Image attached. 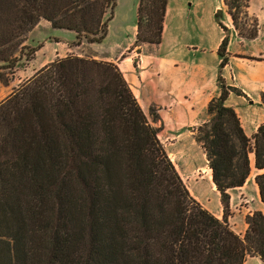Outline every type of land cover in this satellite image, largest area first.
Here are the masks:
<instances>
[{"label": "trees", "instance_id": "obj_1", "mask_svg": "<svg viewBox=\"0 0 264 264\" xmlns=\"http://www.w3.org/2000/svg\"><path fill=\"white\" fill-rule=\"evenodd\" d=\"M242 39L250 0H224ZM117 0H0V68L16 69L36 50L27 35L45 20L76 33L71 44L102 43ZM167 0H140L134 45H160ZM244 9V12L242 11ZM254 21H257L254 19ZM197 129L224 205L219 220L191 195L124 74L113 62L68 55L40 69L0 104V264H244L264 261V213L240 237L228 223L229 192L264 170V124L249 138L222 75ZM246 30V32H245ZM244 31V32H243ZM0 79L9 82L0 73ZM264 203V173L255 178Z\"/></svg>", "mask_w": 264, "mask_h": 264}, {"label": "crops", "instance_id": "obj_2", "mask_svg": "<svg viewBox=\"0 0 264 264\" xmlns=\"http://www.w3.org/2000/svg\"><path fill=\"white\" fill-rule=\"evenodd\" d=\"M168 1L161 44L135 47L137 56L126 58L123 61L125 70H120L150 124L159 130L160 142L165 145L169 141L166 151L168 155L170 152L175 153L176 162L173 164L180 177L182 178V172L187 173L193 169H200L206 174L196 182L197 197L192 196L198 202L199 198L211 199L210 208L200 204L215 216L213 210L218 208L221 195L213 183L206 154L202 156L196 149V146H202L194 136L196 129L207 122L208 105L219 94L217 78L221 58L218 50L224 32L215 19L216 13L228 16L225 26L230 38L229 63L223 69L222 75L229 85L241 89L245 95L243 97L231 94L227 104L236 111L249 138L264 124V49H251L250 46L246 47L245 39H239L238 34L233 31L231 17L224 9V0L208 1L209 6L204 12L199 0L177 3ZM250 8L260 23L259 34L252 41H260L264 34V0H250ZM189 34L196 36V43L186 42ZM134 42L135 38L123 46L114 60L123 57L134 47ZM69 47H72L71 44L67 46ZM64 53L66 56V50ZM57 57L62 58L57 54L54 59L44 60L41 67L52 63ZM250 161L251 170H256V173L252 180L249 177L243 188L250 193L248 186H252L251 194L261 203V211L264 213V203L261 202L255 182L256 176L264 173V170L257 171L255 168L254 153L250 154ZM244 264H264V261L250 256Z\"/></svg>", "mask_w": 264, "mask_h": 264}, {"label": "rangeland", "instance_id": "obj_3", "mask_svg": "<svg viewBox=\"0 0 264 264\" xmlns=\"http://www.w3.org/2000/svg\"><path fill=\"white\" fill-rule=\"evenodd\" d=\"M139 1L140 0H117L114 18L110 23L108 35L106 39L100 44H94V45L83 44L81 46H74L67 48L69 44H73L76 41V33L68 30L55 29L51 26V24H49L45 20H41L42 23L38 24L27 35V40L24 42V45L28 44L29 45L28 47L36 50L34 57L30 61H27L26 58L25 61L23 62L25 64L17 66L16 69L0 68V73H2V75L9 81L6 83L5 81L0 79V104L4 102L8 97H10L12 93H14L16 90L20 89L22 86H25L28 83V81L31 80L36 75V73L43 68L41 67V64L44 60L54 59L57 56V54L61 55L62 58L68 55H73L83 58L96 59L100 61L101 60L108 61L109 58L113 57L112 60L109 62H113L119 68L125 70V66H124L125 63H123V61L126 58H132L137 56L136 51L134 50L136 46L133 45L134 47L128 50L124 54V56L121 57L120 59L117 60L114 59L117 58L116 56L122 50L121 48H123V46H125L128 42L132 41L136 37L135 27L137 23V10H138ZM178 1H184V0H173V3L174 2L177 3ZM208 1L211 2L212 0H199V2H201L200 7L203 8V9L201 8L202 12H204L206 8H208L209 6ZM167 2L169 1L167 0ZM224 9L228 13L227 6H224ZM194 10L195 9L193 6L192 11ZM242 11L244 12V9ZM247 13H248L247 16L245 13L240 14L239 21L244 26L246 23V29L251 28L255 24L256 25L255 27L258 28V34H259L260 23L256 14L253 12V9L251 11L250 5ZM215 19L217 20V22L218 20H220L225 25L227 23L228 16L226 14L218 15V13H216ZM254 19L257 21H254ZM231 24H232V28L234 29L233 31H235L238 34L237 30L233 26L232 18H231ZM262 28H263L262 30H264V24ZM195 37L196 36L194 37L190 36V34L187 35L186 42L196 43ZM238 37L239 39L241 38L239 34ZM247 40H250V42H248ZM252 40L253 39H245L244 42H246L247 45L246 47L250 46L252 47L251 49L253 48L264 49V34L262 35V40L260 41L254 40L255 42ZM143 45H148V44H142L138 46V48L142 47ZM65 50L67 52L66 56L64 53ZM56 59H60V57H57ZM130 62H132V59L130 60ZM18 68H20V70H17ZM152 115L154 118H156V115L154 113H152ZM206 116L208 119L207 112H206ZM197 129L194 136L195 138L197 135ZM168 142L169 141H167L165 144L167 146H165L162 143L166 150L169 148ZM196 149L203 156V154L205 153L203 146L202 148L196 146ZM174 154L171 152L169 153V156L172 159L173 163L176 162ZM255 173L256 170L252 169L251 174L249 176L250 180L254 178ZM205 175L206 174L202 172V170L200 169L199 170L193 169L187 173L182 172V180L187 186L188 190H190L191 195L197 197V195L195 194L196 182ZM248 187L250 189V193L246 188L245 189L240 188L229 192L231 201L228 210V214H229L228 223L231 226V228L242 238L245 237V234L248 229L247 217L255 212L258 211L262 212L261 211L262 208L260 206L261 203L257 201V199L254 197L253 194H251V192H253L252 186H248ZM198 200L199 203H201L204 207L210 208V205L212 203L211 199L205 200V198L204 199L199 198ZM224 211L227 212L224 209V205L221 202H219L218 208L213 210L215 216L219 220L223 219Z\"/></svg>", "mask_w": 264, "mask_h": 264}, {"label": "built area", "instance_id": "obj_4", "mask_svg": "<svg viewBox=\"0 0 264 264\" xmlns=\"http://www.w3.org/2000/svg\"><path fill=\"white\" fill-rule=\"evenodd\" d=\"M253 214H254V213H253ZM253 214H252V215H253ZM249 216H251V215H249ZM222 220H223V219H222ZM230 227H231V226H230Z\"/></svg>", "mask_w": 264, "mask_h": 264}, {"label": "water", "instance_id": "obj_5", "mask_svg": "<svg viewBox=\"0 0 264 264\" xmlns=\"http://www.w3.org/2000/svg\"><path fill=\"white\" fill-rule=\"evenodd\" d=\"M219 14H221V12Z\"/></svg>", "mask_w": 264, "mask_h": 264}]
</instances>
